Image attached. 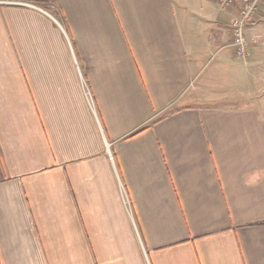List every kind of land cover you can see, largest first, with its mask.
I'll list each match as a JSON object with an SVG mask.
<instances>
[{"label":"crops","instance_id":"obj_1","mask_svg":"<svg viewBox=\"0 0 264 264\" xmlns=\"http://www.w3.org/2000/svg\"><path fill=\"white\" fill-rule=\"evenodd\" d=\"M263 4L0 0V264H264Z\"/></svg>","mask_w":264,"mask_h":264},{"label":"rangeland","instance_id":"obj_2","mask_svg":"<svg viewBox=\"0 0 264 264\" xmlns=\"http://www.w3.org/2000/svg\"><path fill=\"white\" fill-rule=\"evenodd\" d=\"M262 3H264V2H262ZM217 8L219 10V6H217ZM220 10H221V8H220ZM222 11H229V9H222ZM256 14H257V12H256ZM256 14L252 17V21H251V23L249 25H247L246 29L249 28L252 24H254L256 22L255 21L256 20ZM260 19H262L261 22H259V23L262 24V27H261L260 31L258 33H256L258 35V38L255 39L253 37V41L255 42L256 40H258V43L257 44H258V46H260V50L258 51V54H257V57H258L257 70L258 71L255 72L254 82L252 83L253 85L250 87V90H251V93H252L251 94V96H252L251 98H252L254 104L257 107L260 108V113L264 116V8H263V17L260 18ZM196 34L198 35V37L201 40L202 34L200 32H198ZM213 34L214 33H212V34L210 33L209 36L210 35H213ZM245 38H247L246 37V34H245ZM226 40L227 39H225L224 43L226 42ZM233 50L234 49L232 47H223L220 50L216 51L215 52L216 54L210 55L207 58V60H206L207 61V64L205 65V67L202 70V72L204 70H208L209 68H211V66H213V64H215V62H218L220 59H222V57L228 56L229 54H231ZM233 53H234V55H236L235 54V51ZM210 57H213V58L211 60H209ZM239 58H241V57H239ZM227 72H228V75H229L230 79L232 77L234 78V76H235V79L236 80L238 79L239 72H240L238 69H235L233 66L229 65V68H228V71ZM231 85H233V82H232Z\"/></svg>","mask_w":264,"mask_h":264},{"label":"built area","instance_id":"obj_3","mask_svg":"<svg viewBox=\"0 0 264 264\" xmlns=\"http://www.w3.org/2000/svg\"><path fill=\"white\" fill-rule=\"evenodd\" d=\"M262 2L264 0H217V5L221 9H232L235 12L230 22L232 40L229 45L238 57L249 56L245 29L251 23L252 17Z\"/></svg>","mask_w":264,"mask_h":264},{"label":"trees","instance_id":"obj_4","mask_svg":"<svg viewBox=\"0 0 264 264\" xmlns=\"http://www.w3.org/2000/svg\"><path fill=\"white\" fill-rule=\"evenodd\" d=\"M255 225H264V221H261V222H256L254 223Z\"/></svg>","mask_w":264,"mask_h":264}]
</instances>
